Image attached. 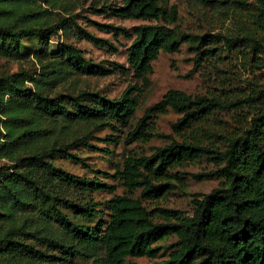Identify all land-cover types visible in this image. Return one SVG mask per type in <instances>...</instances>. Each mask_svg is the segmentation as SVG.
I'll list each match as a JSON object with an SVG mask.
<instances>
[{
	"label": "trees",
	"instance_id": "obj_1",
	"mask_svg": "<svg viewBox=\"0 0 264 264\" xmlns=\"http://www.w3.org/2000/svg\"><path fill=\"white\" fill-rule=\"evenodd\" d=\"M37 1L0 0V56L20 60L31 53L41 64L36 75L26 70L0 75V157L13 162V170L0 166V221L8 224L0 225V264H77L78 258L92 259L93 264H143L131 258H154L161 249L169 250L168 258L146 264H264V88L230 102L169 89L131 127L144 86L128 85L119 97L91 90H55L74 73L108 76L126 68L117 61L95 62L66 42L52 50L50 40L62 29L64 19L57 23L42 19L41 12L33 9ZM121 2V6L93 9L149 22L130 29L93 23L114 36L132 39L127 63L144 85L162 52L175 53L187 44L195 51L193 59L199 67L203 59L231 50L241 39L180 29L178 6L168 7L167 0ZM80 30L90 42L113 47L107 39ZM30 40L39 46L33 52L27 44ZM250 40L253 50L264 52V39ZM231 107L248 108L253 116L244 134L228 138L223 150L187 134L204 117ZM170 110L182 115L172 124L181 131L180 140L156 128V119ZM82 123L92 128L83 135L73 134L72 127ZM105 127L114 132L131 127L126 144L167 140L165 145L153 146L150 155L129 156L114 173L94 170L95 176H80L53 162L52 156L62 155L86 164L72 151L76 146L111 153L91 140L93 129ZM98 139L118 142L113 134ZM199 159L223 166L192 176L219 177L223 183L192 200V215L144 204V199L163 198L178 187L171 175L179 177L185 171L173 169ZM108 176L119 180L126 192L104 202L86 197L114 191L116 186L105 180ZM99 205H105L108 220L96 221L105 213ZM172 236L176 241L168 246L156 244Z\"/></svg>",
	"mask_w": 264,
	"mask_h": 264
},
{
	"label": "rangeland",
	"instance_id": "obj_2",
	"mask_svg": "<svg viewBox=\"0 0 264 264\" xmlns=\"http://www.w3.org/2000/svg\"><path fill=\"white\" fill-rule=\"evenodd\" d=\"M168 7L176 4L179 9V20L176 25L180 29L199 34L211 33L213 35H230L241 37L240 41L231 50L222 52L221 55L203 59L199 67H195V51L191 46L183 44L180 51L175 53L162 52L153 62V73L148 76L149 82L144 85L142 78L137 77L127 63V49L132 39L122 35L114 36L112 33L99 29L93 22L114 23L116 25L132 28L135 25L148 23L142 19H128L116 16L113 12L98 13L93 8H102L104 5L121 6V0H55L48 2L38 0L33 9L41 12L42 19L57 23L62 22V29L57 35L52 36L50 45L56 50L63 42L73 44L82 50L84 55L95 62L117 61L125 66V71H116L108 76H90L74 73L55 90L77 93L80 90L100 91L110 97H119L128 85L141 86L143 92L140 95V105L131 127L143 116L146 108L159 101L169 89H181L192 95L213 96L220 101H235L254 95L264 88V52L253 50L252 37L264 39V8L262 0H225L220 2L213 0L207 3L203 0H167ZM64 27V28H63ZM84 29L97 37L107 39L113 44L99 46L87 40L80 29ZM30 52L38 49L34 40L27 42ZM41 64L34 54L26 55L20 60L9 59L0 56V75H8L26 70L36 75ZM32 86L31 82H28ZM170 110L167 114L160 115L156 119V128L165 134H171L180 140L183 138L181 131H176L172 124L181 117ZM253 114L248 108H222L211 115L204 117L199 124L193 125L187 134L195 136L214 148L223 150L228 138L237 137L251 126ZM131 127L112 131L110 128L93 129V143L111 150L97 151L84 146H76L72 151L85 158L86 164L78 163L62 155L52 156L53 162L67 171L80 176L92 177L94 170H103L114 173L122 169L125 160L131 155L141 153L152 154L153 146L165 145L166 138L153 139L150 142H133L126 144L124 138ZM92 128V127H91ZM90 128L88 124H79L72 127V133L83 135ZM113 134L118 138L117 143H108L98 139ZM13 162L8 158L0 157V166L13 170ZM223 164H217L211 160L199 159L187 163L185 166L173 169L185 173L181 176H172V182L178 185L171 193L159 199H144L143 202L150 209L156 207L177 208L187 215L194 212L192 200L201 198L203 194L223 183L219 177L211 179H196L192 175L202 172H210L218 169ZM178 178V179H177ZM105 180L116 186L114 191L103 190L89 193L88 198L96 202H104L115 194H124L125 187L119 180L106 177ZM139 196V192L135 193ZM104 209V214L99 219L108 220V210L105 205H99ZM67 213H69L67 211ZM70 217L76 220L73 214ZM78 220V219H77ZM86 221V220H85ZM87 223V222H86ZM91 225L95 224L90 222ZM1 227H7V222L0 221ZM176 241L175 237L157 242V245L168 246ZM41 249L44 250L43 247ZM169 250L161 249L154 258L143 256L131 258L139 263H153L168 258ZM77 264H93L92 259L78 258ZM38 264H47L41 262Z\"/></svg>",
	"mask_w": 264,
	"mask_h": 264
}]
</instances>
